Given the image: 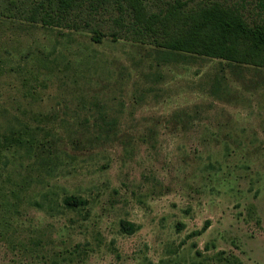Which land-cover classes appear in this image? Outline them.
I'll use <instances>...</instances> for the list:
<instances>
[{"label":"rangeland","instance_id":"obj_1","mask_svg":"<svg viewBox=\"0 0 264 264\" xmlns=\"http://www.w3.org/2000/svg\"><path fill=\"white\" fill-rule=\"evenodd\" d=\"M217 1L264 16V0ZM13 11L0 12V140L27 128L33 143H0L13 205L0 264H264V68L127 38L97 0L54 24Z\"/></svg>","mask_w":264,"mask_h":264},{"label":"trees","instance_id":"obj_2","mask_svg":"<svg viewBox=\"0 0 264 264\" xmlns=\"http://www.w3.org/2000/svg\"><path fill=\"white\" fill-rule=\"evenodd\" d=\"M19 1L27 7L28 4L24 0H7L8 5L0 12L5 16H16L14 8L28 21L54 24L80 8L83 0H33L34 3L29 5L30 11H24L18 4ZM97 2L104 9H118L127 17L118 18L126 27L127 38L150 43L157 49L173 55L206 56L232 64L264 68V16L259 21L250 22L241 11L217 0H206L195 5H190L188 0H174L167 2L163 8L159 7V10H154L151 5L154 3L157 6V0ZM29 94L33 93L29 91ZM99 114L104 125L114 126L115 119L108 120L105 114ZM44 117L39 120H44ZM103 123L98 125L100 131H103ZM29 134L27 128L24 132L3 133L0 143L5 148L33 143ZM46 134L51 133L47 131ZM105 137L108 138L109 134ZM65 200L71 207L83 204L82 200L72 196ZM1 206H4V210L0 218V234L2 238H6L5 234L12 226L10 213L13 205L3 199L0 208ZM120 226L126 232L135 228L134 223L126 220H122ZM208 226L209 221H206L203 228L195 231V234H201ZM19 242L25 247L23 240ZM233 258L238 264H246L235 255ZM229 260L223 252L218 255V261L222 264H227Z\"/></svg>","mask_w":264,"mask_h":264}]
</instances>
